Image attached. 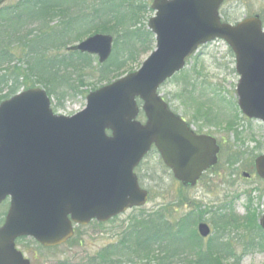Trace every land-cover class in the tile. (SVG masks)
Masks as SVG:
<instances>
[{
  "label": "water",
  "instance_id": "obj_1",
  "mask_svg": "<svg viewBox=\"0 0 264 264\" xmlns=\"http://www.w3.org/2000/svg\"><path fill=\"white\" fill-rule=\"evenodd\" d=\"M222 2L154 0L155 15L147 26L156 41L154 52L135 73L88 94L83 111L71 117L55 115L41 88L0 104V204L9 199L0 227V264H30L15 247L18 239L54 248L73 237L75 226L105 223L143 207L148 192L134 171L152 146L185 188L196 186L214 167L220 151L215 138L196 135L157 94L198 47L222 40L232 50L238 108L264 123L263 26L259 16L222 23ZM112 41L96 34L67 51L94 55L102 64L112 54ZM137 100L144 124L137 120ZM254 164L264 181V156ZM259 226L264 231V215ZM197 230L202 239L211 233L206 223Z\"/></svg>",
  "mask_w": 264,
  "mask_h": 264
},
{
  "label": "rangeland",
  "instance_id": "obj_2",
  "mask_svg": "<svg viewBox=\"0 0 264 264\" xmlns=\"http://www.w3.org/2000/svg\"><path fill=\"white\" fill-rule=\"evenodd\" d=\"M19 1L22 0H4L3 5L14 8ZM127 2L134 7L142 6L140 21L135 28L149 31L147 29L149 19L155 14L150 9L153 0H127ZM254 14L261 16L264 28V0H227L220 10L222 19L232 24ZM56 23L57 19L54 20L53 25ZM34 27L30 25L28 29L31 30ZM25 30L22 32L25 33ZM151 40L153 42L150 49L141 54L134 63L128 64L120 73L121 75L141 68L145 59L154 52L153 35ZM59 41L60 39H53L56 44ZM77 43L73 42L70 45ZM50 54L65 55L67 53L61 49L59 52L51 51ZM92 57L94 58L92 69L85 71L91 77L87 76L83 79L82 86L79 85L78 78L73 76L71 85L76 89L63 85L56 87V96L50 98L51 109L55 114L70 117L82 111L86 105V96L107 84L106 81L98 80L97 58ZM110 80L113 79L110 78ZM238 81L234 55L223 41L218 40L200 47L198 52L188 59L182 72L168 80L158 93L175 114L180 115L189 125H192L196 133L208 134L216 139L220 146L219 161L212 171L203 174L196 187L185 189V191H182L179 183L164 167L155 151H151L139 164L136 175L140 186L150 193L149 202L142 207L144 211L152 212L165 208L171 210L173 215V209H175L178 211H174L173 216L177 220L192 212L193 203L202 211L201 222L207 223L212 230L209 237L201 239L204 247L210 241L217 244H229L228 254L222 253L224 264H264V233L257 228L264 214V181L255 174L253 164L256 157L264 155V124L255 119H247L239 111L235 90ZM36 87L46 90L41 85ZM199 114H204L205 117L201 116L199 121L194 120L193 117ZM139 120L144 121L143 117H139ZM230 123H233V127L228 130L226 125ZM234 154H238L237 161L233 165H227V159H232ZM243 173H247L250 177H243ZM180 194L185 196L187 201L184 202L183 207H176L175 203ZM8 205L9 200L0 205L2 219L9 208ZM217 212L239 220L238 223H232L230 227L226 226L224 230L226 234L222 232L220 237L221 230L217 229L219 216ZM131 214L133 212L130 210L120 215L115 222L106 224L104 230H97L98 228L92 222L80 229L75 242L51 250L41 248L30 238L20 240L16 246L31 264H58L59 262L81 264L102 248L117 241L122 235L120 226L126 224ZM249 214L254 216V221H251L253 224L250 227H241L246 225ZM220 248L218 251L222 252Z\"/></svg>",
  "mask_w": 264,
  "mask_h": 264
},
{
  "label": "trees",
  "instance_id": "obj_3",
  "mask_svg": "<svg viewBox=\"0 0 264 264\" xmlns=\"http://www.w3.org/2000/svg\"><path fill=\"white\" fill-rule=\"evenodd\" d=\"M3 3L4 0H0V103L39 85L46 89L50 98L56 96L57 86L74 90L73 76L82 86L83 79L91 77L85 71L92 69L94 58L78 52L67 53L66 49L70 43H79L93 33L114 36L112 56L102 65L98 64L96 70L98 80L107 84L123 77L126 73H120L150 49L153 42L149 31L135 28L142 6L134 7L127 0H22L14 8ZM55 19L57 23L53 25ZM30 25L35 26L34 29L29 30ZM24 29L25 33L22 32ZM53 39L60 41L56 44ZM61 49L67 54H50ZM201 116L204 114L193 118L199 121ZM232 127L233 123L226 125L228 130ZM237 159L238 154H234L226 164L233 165ZM177 199L176 207H183L187 201L181 194ZM191 207L192 212L177 220L173 216L178 211L175 209L173 215L165 208L152 212L143 208L131 210L133 214L129 220L120 226L121 237L81 264H224L223 252L228 251L229 244L210 241L204 247L194 230L201 222L202 211L193 203ZM217 216V229L221 230L219 237L225 233L226 226L239 221L219 212ZM247 217L246 225L241 227L253 224L254 216L249 214ZM3 220L1 215L0 224ZM116 220L118 218L106 224ZM94 224L97 230H104L106 225ZM81 228L75 230V238ZM75 238L68 243L75 242Z\"/></svg>",
  "mask_w": 264,
  "mask_h": 264
}]
</instances>
